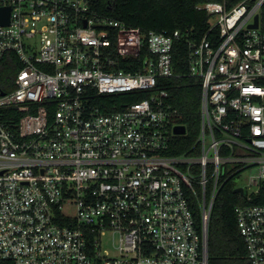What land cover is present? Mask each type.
Returning <instances> with one entry per match:
<instances>
[{
    "label": "built area",
    "instance_id": "built-area-1",
    "mask_svg": "<svg viewBox=\"0 0 264 264\" xmlns=\"http://www.w3.org/2000/svg\"><path fill=\"white\" fill-rule=\"evenodd\" d=\"M263 5L200 4L210 27L184 40L132 33L89 0H0V78L4 61L19 63L0 79V264H210L213 204L242 176L236 188L263 202L237 205V225L248 262L264 264ZM182 40L201 87L190 155L169 153L187 133L168 82Z\"/></svg>",
    "mask_w": 264,
    "mask_h": 264
},
{
    "label": "trees",
    "instance_id": "trees-1",
    "mask_svg": "<svg viewBox=\"0 0 264 264\" xmlns=\"http://www.w3.org/2000/svg\"><path fill=\"white\" fill-rule=\"evenodd\" d=\"M241 0H89L92 15L107 17L126 24L132 33L157 31L173 33L179 30L184 37H203L210 27V15L197 6L206 2H223L228 8ZM114 43L118 45V30L109 28ZM261 30L264 32V5L261 12ZM175 44L174 67L175 76L168 79L170 85V101L179 110L178 121L187 128L185 135L174 140L169 153L174 155H190L196 150L195 144L201 124L200 99L201 87L199 80L189 74L188 49L185 41ZM142 55L140 56V59ZM140 60L131 58L123 67L134 71ZM17 63V62H16ZM1 81L8 83L19 68H13L4 61ZM3 75V76H2ZM8 89V86H5ZM130 99L144 97L129 96ZM210 188V187H209ZM236 182L226 180L213 204L209 219L208 248L210 264H250L246 256V247L239 233L235 207L247 203H261L262 197L257 196L251 202L241 193L236 192ZM209 191V189H208ZM264 193V190H263ZM199 222L201 223V206L195 197L190 202Z\"/></svg>",
    "mask_w": 264,
    "mask_h": 264
},
{
    "label": "water",
    "instance_id": "water-1",
    "mask_svg": "<svg viewBox=\"0 0 264 264\" xmlns=\"http://www.w3.org/2000/svg\"><path fill=\"white\" fill-rule=\"evenodd\" d=\"M9 8L7 7H1L0 8V24H8L9 23ZM97 26H100L99 24H97ZM251 27H259V15H257L255 17V23L251 25ZM185 128L183 126H178L176 128V132L177 133H184ZM236 192H239L241 194H244V190L242 187L236 188L235 189Z\"/></svg>",
    "mask_w": 264,
    "mask_h": 264
},
{
    "label": "rangeland",
    "instance_id": "rangeland-1",
    "mask_svg": "<svg viewBox=\"0 0 264 264\" xmlns=\"http://www.w3.org/2000/svg\"><path fill=\"white\" fill-rule=\"evenodd\" d=\"M245 176H242V177H237L236 178V183L237 184H245ZM66 211L70 214H74L75 211H74V208L71 207V206H66ZM103 248H106V249H112V239H111V236H106L104 237L103 239Z\"/></svg>",
    "mask_w": 264,
    "mask_h": 264
}]
</instances>
